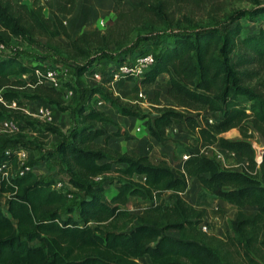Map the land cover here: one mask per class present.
<instances>
[{
    "label": "trees",
    "instance_id": "1",
    "mask_svg": "<svg viewBox=\"0 0 264 264\" xmlns=\"http://www.w3.org/2000/svg\"><path fill=\"white\" fill-rule=\"evenodd\" d=\"M77 1L32 0L28 6L0 0V44L37 45L55 60H73L78 77L91 74L101 63L121 65L151 52L153 61L136 82L151 88L166 73V95L176 105L154 106L160 95L157 89L148 99L154 111L150 113L100 84L86 93L70 80L54 88L45 85V77H37L35 66L20 62L18 55L0 56L4 100L41 101L54 112L71 110L78 117L53 151L31 161L34 166L57 159L74 191L57 188L61 175L34 171L1 185L0 191L8 193V215L0 208V264H264V148L256 157L248 141L252 131L264 139V28L243 33L237 23L239 18L255 21L264 7L234 11L228 22H220L222 4L214 8L216 0H137L130 11L116 9V0L104 29L72 36L62 15L72 14ZM197 11L210 15L211 23ZM22 75L29 78L22 80ZM28 85L33 86L30 91ZM65 87L73 90V106L65 104ZM97 101L122 116L143 120L157 141L167 139L166 130L173 122L183 123L203 145L217 144L241 157L242 170L220 167L213 157L190 148L184 150L188 158L183 160V171L176 172L164 160L154 164L147 155L112 149L107 144L110 137L130 140L132 136L97 108ZM204 109L218 116L208 122L200 114ZM11 115L0 103V120ZM22 118L25 131L59 133L55 125ZM108 125L113 127L110 132ZM230 130H237L239 137H225ZM98 137L104 142H96ZM26 143L10 147L31 151ZM6 147L0 148V161L13 158L4 155ZM106 173L113 174L117 183L109 198L104 196ZM192 178L203 188L195 206L180 195ZM168 192L171 203L162 201ZM202 192L207 199H222L237 208L230 222L232 233L225 238L199 228L207 206V200L199 198ZM130 197L146 203L140 213L128 211ZM246 206L254 211L245 213ZM120 219L130 222L128 230L117 229ZM172 230L177 236L168 234ZM144 256L147 263L138 260Z\"/></svg>",
    "mask_w": 264,
    "mask_h": 264
},
{
    "label": "rangeland",
    "instance_id": "2",
    "mask_svg": "<svg viewBox=\"0 0 264 264\" xmlns=\"http://www.w3.org/2000/svg\"><path fill=\"white\" fill-rule=\"evenodd\" d=\"M20 1H25L28 4L30 3L31 0H18V2ZM216 4H222V5H218V6H221V8L219 7L220 10L218 11L217 19H219L220 22H228L227 16L231 14L232 12L241 10V9L253 8L255 6L264 7V0H257L256 5H254L253 3L247 0H223V1L216 0L213 3L214 8ZM45 12L46 14L48 13L47 9L45 10ZM197 12H198V16L200 15V13H201L200 16H202L203 12L201 11H197ZM205 13H206V10L204 11V14ZM209 16L210 15H203L202 20L205 22L211 23L209 20L210 19ZM108 18H106V20L103 19L104 21H106L105 26H106ZM237 23L241 25L243 33H255L258 31L260 27L264 28V14L257 16L255 18V21H250L245 18H239L237 19ZM183 24L184 23H180L181 26ZM233 24H235V22L232 23L231 25ZM132 37L134 38V35ZM38 40L40 42H43V38H38ZM60 40L63 45L65 46L68 45V42L65 39L62 38ZM7 54H16L18 55V59L20 62L24 64H29V65H32V63L37 62L39 60L40 61L45 60L49 62L53 59L52 57H50L48 53H46L41 47L37 45L31 46V45H27L24 43H16L14 41L10 44V47H8L7 49L5 48V50L0 51V56H6ZM233 58H235V56ZM57 61H59L58 63L61 64V66L68 71L65 78L62 79V83L65 82L66 80H70L74 84V86L78 84L80 86V90L83 91L84 93H86L88 89L94 86L92 85L91 82H89L88 75L87 76L84 75L82 77H78L76 75L77 62L73 60L67 61V59H57ZM11 78L16 79V76H11ZM117 87H118L117 91L119 92L121 97L127 100L124 102H127L129 104H138L143 112L151 113L152 111L154 113V111L152 110V107L150 106L151 104L148 102V99H143V97L140 98L138 96L140 88H144V87L142 86L139 87L136 80L120 81ZM162 88L166 90L167 86H165V88L164 87ZM22 94L24 93L21 92V95ZM64 99H65L66 105L68 106L74 105L73 97L64 98ZM133 101L135 102L132 103ZM160 103L162 104V106H167L168 104L164 102L163 100H161ZM29 108L30 110H33L32 109L33 106L31 104L29 105ZM104 108L106 109L108 107L104 106ZM106 112H108V114H111L115 117H118L116 114L117 113L116 111L115 113L114 111L108 109V111ZM200 112H201L200 113L201 117H205L207 120L211 118L213 120L214 117L218 116L217 114L212 115V113H210L207 109L201 110ZM77 119H78L77 115L74 114L71 110L66 111L64 113H58L55 111L54 121L52 125H55L59 128V133L53 134L51 132H44V133L43 132H33L32 130H26L25 132H22V133L14 132V131L8 132L3 138H0V148L10 146L13 144H19L20 142H27L26 144L32 147V150L30 152L29 161H28V163L32 165V168H33L32 170L37 174H51V173L59 174L61 175V178L63 180L61 181L59 188H64L66 191H74V189L66 181V179L68 178V174H66L65 172H62L61 170L62 168L59 166V161L57 159L52 158V159H49L44 164L34 165V166L33 164H31V161L39 158L40 153L42 152L46 153V152L53 151L54 145L62 138V136L66 135V132L69 127H72L75 125L76 123L75 121ZM42 124L45 125L44 123ZM182 125L184 124L182 123ZM106 128L108 131L113 129L111 125L106 126ZM190 132L191 131H189V133ZM190 134L191 135L189 134L184 135L185 136V139L183 140V142L185 143L184 145L185 146L190 145V147L193 148L194 150H197L198 152L205 154L207 156L213 157V158L216 153H221L223 155V162L218 163L220 167H224V168L232 167L233 168L235 166H239L242 164L243 159L239 157L238 155L229 154L221 150L219 147L214 150L213 149V147H215L214 144H211L212 145L211 147L209 145H203V144L201 145L199 142H197V138L194 137L192 133ZM224 136L228 138H237L239 137V134L237 130H230L228 132H225ZM248 141L253 146L256 157H259L261 150L264 148V139L257 132L252 131L250 133V138L248 139ZM179 148H180V151H182L183 149L185 150V148L182 146L181 147L179 146ZM114 177L115 176L111 173H106L102 176V179L104 180V186H105L104 196L106 198H109L116 191L117 183ZM169 197H170V193L168 192L165 194L162 200H164V202L170 201ZM207 197L205 196L204 192H202V194L199 195V198L201 200H205V199L207 200ZM6 200H7L6 195L0 196V208L4 214L8 215L7 208H6ZM72 200H75V199L72 197ZM126 207L130 213L138 214L145 207V202H143L138 197H130L129 201L127 202ZM216 209L225 210L224 212L225 219L222 218L220 222L216 221V219H213L212 223L208 224L209 225L208 233L215 234V235L218 234L217 230H219V228H220L221 233L225 232L226 230L225 228L228 227L229 219L231 218V216H233V211H231V209H229L227 205H225L222 208L217 207ZM219 218H221V216ZM129 228H130V222L127 219H120L118 221L117 229L128 230ZM168 234L172 236H177V232L173 230L169 231ZM138 260L141 263H147L149 261V258L147 256H144V257H140Z\"/></svg>",
    "mask_w": 264,
    "mask_h": 264
},
{
    "label": "crops",
    "instance_id": "3",
    "mask_svg": "<svg viewBox=\"0 0 264 264\" xmlns=\"http://www.w3.org/2000/svg\"><path fill=\"white\" fill-rule=\"evenodd\" d=\"M18 1V0H17ZM46 0H38L39 4H44ZM116 0H78L75 11L70 15H62V19L65 22L69 33L72 36H75L82 32H90L94 30L99 20L106 19L113 13V8ZM21 3H26L25 1H20ZM137 6V0H119V4L116 6V9H121L122 11H130ZM168 85V75L166 73L160 74L155 83L151 88H140L138 96L143 99H149L153 96L154 89L159 90V100L158 104L154 106L161 107V100L168 103L167 106L175 107V101L169 99L166 95L165 86ZM118 86V85H117ZM140 87V86H139ZM115 95H118L123 101L125 100L118 91H116ZM130 102V101H128ZM133 101L132 103H134ZM152 106V105H150ZM108 109L114 111L111 108H106L104 111H108ZM115 112V111H114ZM108 114V112H106ZM116 113V112H115ZM118 117H115L111 114H108L110 118L115 122L118 126L124 129L132 139L125 140L123 137H110L107 140V144L110 148L128 152L133 156L147 155L149 160L157 164L159 161L164 160L168 163V165L173 169V171H183V160L181 159V154L184 152V149L180 151L179 146L184 147L185 149L190 148V145L185 146L183 140L185 139V134L191 135L189 130L185 128L184 125L180 122H173L170 128L166 130L167 139L163 141H157L153 137H151L147 129L144 125V121L140 120L136 117L131 116H122L116 113ZM111 131V130H110ZM108 131V132H110ZM194 137L197 138V142L201 145L203 144L198 140L196 134L192 133ZM101 138V140H100ZM189 140V139H188ZM96 142L103 143L104 138L98 137ZM187 141V140H186ZM205 145V144H204ZM207 145V144H206ZM215 147L213 149H217L219 146L214 144ZM210 147L212 145H209ZM220 148V147H219ZM221 149V148H220ZM226 152V151H225ZM202 185L196 178L190 179L187 189L181 193L180 195L184 200H186L189 204L195 206L198 200V193L202 190ZM204 191V190H203ZM164 202V200H162ZM172 202V200L167 201ZM227 205L231 211H233V216L229 219L228 227H226L225 232L217 230L218 236L221 238H225L228 234H231V225L230 222L233 220L237 213V208L233 205H230L226 201L222 199H207V206L205 211V217L203 223H212L213 219L220 222L222 218H224L225 210L216 209L217 207H224ZM146 206V203H145ZM245 213H251L254 211L253 207L246 206L243 208ZM221 216V218H219ZM223 216V217H222ZM216 217V218H215ZM218 217V218H217ZM225 219V218H224ZM222 223V222H221Z\"/></svg>",
    "mask_w": 264,
    "mask_h": 264
},
{
    "label": "built area",
    "instance_id": "4",
    "mask_svg": "<svg viewBox=\"0 0 264 264\" xmlns=\"http://www.w3.org/2000/svg\"><path fill=\"white\" fill-rule=\"evenodd\" d=\"M106 20V19H104ZM103 19L99 20L97 27L99 29L105 28V22ZM5 46L0 44V51L5 50ZM7 49V48H6ZM153 61V55L151 52H148L144 55L138 56L133 60L128 59L126 63L121 65H116L113 61H110L106 65L101 63L98 65L91 74L88 75L89 82L92 85H103L108 90L116 93L118 83L120 81H129L126 80L127 76L136 80L138 76L143 72V70ZM59 61L52 59L47 62L45 60H39L32 63L35 66L34 73L37 77L44 76V84L52 86L54 88H60L62 84V79L65 78L68 71L58 63ZM101 67H104L102 70ZM87 76V75H86ZM29 75H22V80H27ZM28 90L32 89V85H28ZM64 97L71 98L73 95V90L71 88H63ZM0 103L7 109L9 112H12V115L8 118L0 120V138H3L8 132H25L22 128L23 121L22 115L29 117L31 120H36L44 124H52L54 121L55 112L50 108V106L41 101L27 100L23 98L12 99L10 101L4 100L0 96ZM33 106V110H30L29 105ZM96 106L99 109L105 110V104L103 101H97ZM212 118L208 119V122H212ZM31 132V131H30ZM226 151L229 154H234L228 150L221 149ZM30 152L26 148H13L6 147L3 151L4 155L10 156L13 155L12 159H5L0 161V187L2 184H11V180L15 177L24 175L27 171H33L32 165L28 163ZM188 158V153L184 152L181 156L182 160ZM214 159L217 163L223 162V155L221 153H216ZM235 170H242V166L233 167ZM61 182L57 183V188H59ZM6 195L8 193H2L0 191V196ZM199 228L202 231H209V226L205 223H201Z\"/></svg>",
    "mask_w": 264,
    "mask_h": 264
}]
</instances>
